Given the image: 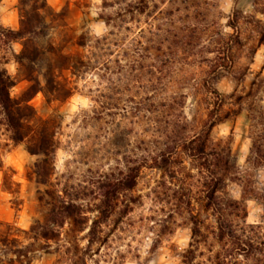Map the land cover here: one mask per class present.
I'll return each mask as SVG.
<instances>
[{
    "label": "clouds",
    "instance_id": "9594fccd",
    "mask_svg": "<svg viewBox=\"0 0 264 264\" xmlns=\"http://www.w3.org/2000/svg\"><path fill=\"white\" fill-rule=\"evenodd\" d=\"M0 73V264H264V0H0Z\"/></svg>",
    "mask_w": 264,
    "mask_h": 264
},
{
    "label": "trees",
    "instance_id": "16d2710c",
    "mask_svg": "<svg viewBox=\"0 0 264 264\" xmlns=\"http://www.w3.org/2000/svg\"><path fill=\"white\" fill-rule=\"evenodd\" d=\"M39 27L40 31L36 32L35 29ZM25 32H34L35 36L38 37L37 41L45 36L46 27L43 26V18L39 17L38 15L33 12V14L29 17V20L27 24L24 26ZM43 48L39 42L36 43V40L34 42H30L28 48L26 49L24 56L28 60V63L26 65V69L28 71V76L30 79L32 78V72L34 71L32 65L33 63L38 64L40 67L44 66L45 63V57L43 52L40 50ZM0 77H3V73H0ZM9 82L7 80H4L0 78V105H3V111L6 117L9 120L10 125L14 129V131L17 133L16 138L22 139L23 135L26 134V132L23 129V125H21V121L24 119L30 117L31 110L27 108H20L17 105L19 104V101H11L7 94V87L9 86ZM35 91V87L33 89H30L28 93L25 94L23 99H29L31 97V94H33ZM46 146V143H45ZM39 147V146H38ZM201 162L203 165L207 166L209 164V161L205 160L204 158H201ZM212 167H216V161L212 160L211 162ZM224 168V160L221 158L219 160V168L218 171H223ZM182 199L184 198L183 194L181 195ZM181 199V198H180ZM205 203H207L205 201Z\"/></svg>",
    "mask_w": 264,
    "mask_h": 264
},
{
    "label": "rangeland",
    "instance_id": "374dc122",
    "mask_svg": "<svg viewBox=\"0 0 264 264\" xmlns=\"http://www.w3.org/2000/svg\"><path fill=\"white\" fill-rule=\"evenodd\" d=\"M45 36H47V31L45 32ZM45 36L41 37L38 41L36 40V43L39 42V44L43 47V38H44ZM28 74H30V73H28V71H27V75H28ZM28 76H30V75H28ZM31 77H32V75H31ZM32 78H33V77H32ZM31 95H32V94H31ZM181 195H182V194H180L179 198H181L180 200H183Z\"/></svg>",
    "mask_w": 264,
    "mask_h": 264
}]
</instances>
